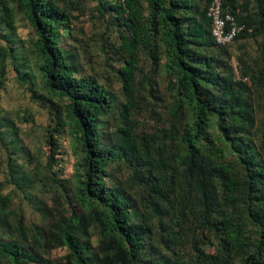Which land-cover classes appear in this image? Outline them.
<instances>
[{
  "label": "trees",
  "instance_id": "obj_1",
  "mask_svg": "<svg viewBox=\"0 0 264 264\" xmlns=\"http://www.w3.org/2000/svg\"><path fill=\"white\" fill-rule=\"evenodd\" d=\"M96 1L98 12L103 18L109 15L107 23L118 34L120 44L113 48L124 57L118 74L126 112L136 101L140 54L149 56L154 72L160 55L165 56L164 72L175 90L173 120L166 131L171 143L153 147V137L138 138L129 114L123 117L125 128L105 131L106 119L118 110L116 96L97 78L83 76L74 54L60 46L61 30L69 29L70 10L78 6L75 0H0V21L6 29L16 31L17 12L34 28L45 90L66 102L62 109L49 101L54 132L59 135L69 127L77 148L74 196L85 213L63 216L58 227H49L50 239L71 250L74 264H264V164L248 138L256 128L254 101L244 81L236 78L229 45H218L212 36L211 0ZM223 10L242 27L234 42L264 36V0H223ZM13 47H0V77ZM243 68L241 79L248 76ZM259 80L264 84L263 77L255 78ZM49 143L57 144L53 132ZM121 156L133 172L127 183L138 187L142 210L124 189L108 184V169ZM168 163L174 172L166 169ZM60 187L67 192L66 184ZM6 200L0 198V204ZM6 219L4 209L0 264L6 259L9 264H31L33 257L21 242L1 236ZM155 219L162 232L153 245ZM80 229L99 234L97 259L78 250ZM208 245L214 254L205 250Z\"/></svg>",
  "mask_w": 264,
  "mask_h": 264
},
{
  "label": "rangeland",
  "instance_id": "obj_2",
  "mask_svg": "<svg viewBox=\"0 0 264 264\" xmlns=\"http://www.w3.org/2000/svg\"><path fill=\"white\" fill-rule=\"evenodd\" d=\"M56 1L63 3L67 0ZM75 1L78 6L70 10L69 29L61 30L60 46L74 54L83 76L97 78L116 96L118 110L106 119L105 131L113 133L125 128L123 117L129 114L130 127L138 138L143 135L153 137V147L164 142L165 146L170 145L171 133L166 131L170 130L173 120L175 90L164 72L165 56L160 55V66L154 72L155 66L149 56L145 52L140 54L136 101L126 112V97L118 74L124 57L117 55L113 48L120 44L118 34L107 23L109 15L103 18L98 12L96 0ZM36 41L34 28L24 14L17 12L16 31L6 29L0 21V47L9 51L14 46V51L8 55L6 72L0 77V198H9L0 204V212L5 209L8 213L7 226L1 236L5 241L21 242L33 257L31 264H74L71 250L50 239L49 227H58L63 216L85 213L74 196L78 186L77 148L69 127L62 134L54 132V111L49 101L53 100L62 109L66 102L52 98L45 90L35 50ZM228 50L237 80L244 81L254 101L256 128L248 138L256 145L260 161L264 164V84L263 81H255L257 77L264 79V36L240 39L229 45ZM243 64L248 76L241 79ZM25 71L29 76L24 75ZM186 110L190 120L191 111ZM51 132L57 141L55 145L49 143ZM214 133L218 136L216 131ZM171 152L174 161L176 142ZM169 165L166 169L174 172L175 168H168ZM14 169L17 171L13 173ZM108 172V184L124 189L133 197L136 207L142 210L138 187L127 183L133 178V172L123 156L117 158ZM62 183L66 184L67 192L60 187ZM151 226L156 238L152 243L155 245L159 243L162 231L156 219ZM76 237L83 257L97 259L100 256L102 245L95 230L80 229ZM187 247L186 253L191 254V248ZM205 250L215 253L211 245ZM148 251L152 252L151 249ZM184 251L185 248L180 253ZM2 264H9V261L6 259ZM124 264L130 262L125 261Z\"/></svg>",
  "mask_w": 264,
  "mask_h": 264
},
{
  "label": "built area",
  "instance_id": "obj_3",
  "mask_svg": "<svg viewBox=\"0 0 264 264\" xmlns=\"http://www.w3.org/2000/svg\"><path fill=\"white\" fill-rule=\"evenodd\" d=\"M208 16L211 19V33L218 45L232 44L237 34L242 30L234 17L223 10V0H211Z\"/></svg>",
  "mask_w": 264,
  "mask_h": 264
}]
</instances>
